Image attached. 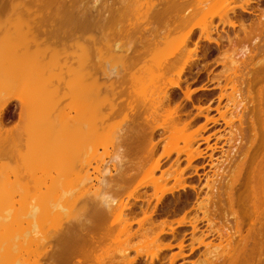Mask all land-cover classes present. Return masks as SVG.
I'll list each match as a JSON object with an SVG mask.
<instances>
[{
	"label": "bare ground",
	"instance_id": "1",
	"mask_svg": "<svg viewBox=\"0 0 264 264\" xmlns=\"http://www.w3.org/2000/svg\"><path fill=\"white\" fill-rule=\"evenodd\" d=\"M116 1L117 3H115ZM118 3L120 4L118 7L122 8L121 12L115 5ZM237 10H240L242 14H259V16L244 22L241 13H237ZM143 21L149 22L143 24ZM219 26L223 28L227 26L232 29L239 27L235 30L239 29L241 35L233 32L234 35L230 36L226 31L224 37L218 30ZM133 31L135 34L138 31L139 34L136 36L132 33ZM130 33L134 37H131ZM214 33H217L218 38L212 37ZM195 35L196 40H194ZM201 40L213 42L221 48L222 53H218L220 56L214 59L218 58L216 61L220 62L219 64H222L224 68L216 73V76L212 74L213 78L215 77L213 79L216 82L215 87L219 88L218 103L215 107L218 117L207 118L205 116V124L201 129L204 131L208 122L215 125L219 119L221 122L223 121L222 124L230 127L231 132L235 129L232 132V134L235 133V140H233V135L232 138H227L230 139L229 141H236L237 146L234 144V151L230 150L232 155L228 159L229 163L225 161L223 163L232 164L231 162L235 161H233V157L242 150V141L246 138L248 141V137H250L247 136L250 131L247 132L245 123L248 117V106L253 102V97H251L249 82L245 83L247 79L245 76L252 62L250 56L256 53V50L259 51L264 47V0H0V157L6 153L9 161L0 163V264H23L21 251L26 248L28 251L24 252L25 249L23 253L28 254L31 248H27L25 245L29 246L31 243H36V247L39 246L37 249H40L37 254V264H115L116 262L135 264L142 254L140 249L135 247L136 255L127 257L128 249L119 244L124 248L120 247V251H116L118 259H115V251L112 254V249H109V245L114 243H111V240H116L123 234L126 237L125 240L134 236L137 238V235L141 234L143 237L149 236L150 240L147 239V241L152 243L158 241L163 234H171L172 238L176 237L175 227L167 225L168 223L165 224L166 220L154 224L155 220H153L152 214L155 212L156 205L147 210L151 198H145L146 206L137 204L142 215L140 218H134L136 212H126L131 207L128 205L127 199L144 201L142 197L145 195L136 196L135 193L149 185L153 187L154 194L157 191L160 192V196H156L157 202L161 201L165 193L173 194L174 190L178 189L177 187L184 190L187 189L185 188L187 186L193 190L194 194L187 193L186 199H182L186 203L185 205H190L188 209L185 208L186 211L179 219L175 218L176 227H191L189 243L192 245L197 242V245H204L208 249H210V245L213 247L212 250L206 249L204 260L198 259L192 264H264L263 143L259 142L262 150L256 149L259 146L256 143L258 146H255V157L253 159L248 157L250 161L252 160L249 163L244 157L246 156L244 155L245 150L248 148L247 145L244 149L245 145L242 150L245 152L242 155V152L239 153L240 155L238 154V156L244 155L240 159V165L238 160V166H234L236 168L233 169L234 173L233 171L229 172L227 176H224L226 173L223 174V171L225 172L222 170L223 167L219 166L223 160L218 162L219 167L215 165L216 163L210 162L214 166V170L211 178L208 175L205 179L203 186L206 188V192L203 197L195 189L196 185L185 183L187 176H184L183 173L186 168H181L178 165V157L181 153L187 155L188 167L192 165L190 163L193 159L205 156L202 150H194L196 151L194 152L193 150L189 151L187 147L176 149L177 155L173 164L167 169H161V174L158 177L150 176L160 169L161 158L168 157L171 152V150L164 151L161 156L153 159L154 162L147 163L157 148L159 139L155 140V132L161 129L163 130L162 134L171 133L178 128L185 131V127L190 125V118L189 120L182 119V105L173 100V95L181 90L182 76L187 72V69L197 63V57L190 55L198 52V44ZM190 43L194 45L192 48H188ZM223 45L226 46L224 49H222ZM104 53L106 56L108 55V60L114 58V61H118L117 65L110 64L113 66L111 69L113 72L111 70L106 72L104 65L101 64V58L106 57L103 56ZM165 53L166 55H164ZM236 54H242V56L246 54L247 56L245 55L243 59L238 57L241 59L239 61L238 58L233 59ZM162 55L163 60L161 61L159 58ZM156 57L158 58L155 59ZM147 60L153 61L149 64L161 62L157 68L156 64H154L155 66L147 64ZM261 60L264 59L261 58ZM257 63L259 64L261 61ZM137 65L148 68L140 66L138 68ZM260 65L264 66V63ZM153 67H156L158 74L167 80V84L155 85V82L152 83L149 101L133 99L131 92L134 94V92L137 93V91L145 89L135 88L142 86L137 82L143 78L140 73H143L144 70L146 72L147 69H154ZM261 68L259 72L262 71ZM150 70L147 72L149 71L152 75L146 73L148 76L152 77L157 73L153 70L155 72L153 74ZM137 73L140 75L139 80ZM172 75H175L176 78H173ZM101 78H106L108 84L103 86L104 82H102L103 84L100 82ZM258 78H255V83ZM221 80L224 81L223 84L220 83ZM154 81L156 80L154 79ZM132 82L137 84L136 86L132 85L131 88ZM27 86L29 87L27 88ZM93 86L96 87V91ZM205 86L200 88L206 89ZM22 87L24 90L28 89L29 92H33L34 97L25 90L32 100L29 96H26L27 98L23 96L26 93L23 95L13 93L18 88L21 91ZM150 87H148V91ZM227 87L231 91L225 93ZM97 90L102 94L108 93L110 96L108 98L106 95L107 102H102V109L99 110H97L98 106L96 107L90 101V95L92 96V92L97 94ZM185 95L187 96V93ZM14 98L19 101V123L21 124L23 120H25L23 123L26 122L25 125L21 124V128L27 127V130L31 127L29 133L26 131L30 135L26 139L22 135L21 138L18 128V131L14 133L11 130H5L3 126V112ZM28 98L29 101H27ZM222 98L227 100L226 104L225 101H222L224 103L223 110L220 107L223 104L220 105ZM30 101L32 102L28 104ZM261 101L262 98L260 104ZM103 107L106 109L105 112H103ZM30 108L38 115L35 117L30 115ZM161 109L163 113L159 112ZM209 109V106L205 108L207 111ZM261 109L264 110L263 106ZM201 110L204 109L201 108ZM114 115L120 116L122 124L114 141L116 154L115 169L114 167L113 169L116 170V174H114L116 177L114 181L113 178L109 179V182L108 178L103 179L100 192L97 189L95 192L90 191L87 170L90 162L86 157L90 148L88 143L91 136L89 135H94V132L95 135L99 133V129L106 126L104 122H108V119H112L111 116ZM227 115L229 116L227 117ZM29 116H33L35 121L28 118ZM93 116H96V121L92 119ZM258 116L254 121L261 125L264 124V115L261 116L260 113ZM252 119L249 120L248 117L250 126L247 125L251 129L250 135L255 137L256 123ZM29 120L30 123H33L28 124ZM29 125L30 127H28ZM24 134L26 136V133ZM93 135L92 139H94ZM260 138L264 141L263 137ZM203 139L207 141L208 137ZM249 140L251 141V139ZM229 141H227L228 144ZM24 145L26 149H22L24 150L22 152L19 149ZM208 147L211 148L209 145L206 148ZM213 149L211 148L210 151ZM15 150L19 152L16 154ZM10 153L12 156H8ZM14 154L15 156H13ZM226 154L223 155L227 156ZM131 155L133 159H131ZM208 156L211 159L212 153H209ZM243 159L245 162L242 163ZM153 160L151 159L149 162ZM192 168L193 174H191L200 179L197 165ZM243 170L246 175L241 181L240 176H242ZM38 172L41 175L36 176ZM70 174H73L74 177L69 176V179L67 175ZM144 174H149L150 177L141 178ZM191 174L188 177L192 176ZM27 176L33 181L31 184L33 186H30L31 190L28 189L29 183L25 184L22 181ZM75 176L78 179H75ZM139 176H141V180H137ZM66 178L70 182L65 181ZM170 178L174 180V185L161 189V182L165 183ZM72 184H74L73 187ZM130 184H132L130 190L126 191ZM15 193L18 196L17 200L14 196ZM59 195H65V197H59V199ZM68 195L70 202L67 199ZM31 196L33 201L30 199ZM59 202H63V205ZM64 202L68 203L71 206L69 208L73 211L76 209L81 211L77 210L75 211L77 214L74 212V216H69V211L72 210L67 208L68 205ZM23 203L31 205H28L30 211L27 210L28 207L23 208ZM63 206H67L64 209H68V213L66 211L65 215L66 219L61 215L64 214L61 212ZM2 208L3 211H1ZM25 211H29V218L31 215L35 217L36 223L33 221V224H36L35 227L32 226L33 224L21 226L22 221L25 220L24 215H27ZM189 211L193 213L191 212L192 216L187 219L186 213ZM60 216L66 221L63 222ZM68 216L72 219H68ZM58 217L61 220H57ZM203 221L208 227L207 233H203L199 229V224ZM132 222H137L138 229L135 231H130ZM145 223L149 224V230L144 228ZM33 229L36 230L33 233L36 236H32L31 239V234H27ZM141 230L151 233L149 235L146 233V235L143 233L144 231L140 233ZM199 230L201 235L196 237L195 234ZM209 234L217 235L220 239L219 244L204 242L203 237ZM185 235L183 233L181 239L179 238L178 243L175 244L179 252L170 256L168 264H173L178 256H183L182 250L186 245L184 244ZM124 236L122 237L124 238ZM33 237L36 238L33 239ZM120 237L119 240H121ZM108 238L110 241L107 240ZM21 239L24 241H22L23 244ZM119 242L117 241V243ZM171 247L172 244L166 243L160 247V250ZM155 257L158 256H151V264H154Z\"/></svg>",
	"mask_w": 264,
	"mask_h": 264
},
{
	"label": "rangeland",
	"instance_id": "2",
	"mask_svg": "<svg viewBox=\"0 0 264 264\" xmlns=\"http://www.w3.org/2000/svg\"><path fill=\"white\" fill-rule=\"evenodd\" d=\"M155 1V0H154ZM115 3H117V1L115 2ZM120 3V2H119ZM118 3V5L117 4H115L116 6H117V9H119L120 10V12L122 11L121 9L122 8H119L118 6L121 4H119ZM213 5V4H212ZM215 5V4H214ZM216 6H218V4L216 3ZM215 6V7H216ZM145 8V7H144ZM143 10V9H142ZM238 11V10H237ZM116 12H117V10H116ZM116 12H115V14H116ZM119 12V13H120ZM241 13V18H242V20L244 21V22H247V21H249L250 19H256L258 16H259V14L257 15H255V14H249V13H243L242 14V12L239 10L237 13ZM258 13L260 12V11H257ZM111 14H114V13H111ZM130 16V15H129ZM133 16V15H132ZM131 16V17H132ZM257 16V17H256ZM254 17V18H253ZM133 18V20H134V16L132 17ZM131 21H132V19H130ZM124 21H126V20H124ZM215 21H217V19H215ZM132 22H135V21H132ZM146 22H149V21H143L142 23L143 24H145ZM142 23H141V25H142ZM223 29V30H221V29ZM236 28H239V27H235V29ZM235 29H232V28H229V27H222V26H219L218 27V30H219V32H220V34H222V36H224L225 37V33H226V31H227V33H228V35H230V36H232V35H234V33L233 32H237V33H239V35H241V32H239V29H238V31H236ZM234 30V31H233ZM132 33H134L135 34V31H133ZM132 33H130L131 34V37H134V36H132ZM136 34H139L138 33V31L136 32ZM135 34V35H136ZM198 34V33H197ZM196 34V35H197ZM196 35H195V39L194 40H196L197 38H196ZM137 36V35H136ZM218 35H217V33H214V34H212V37H216V38H218L217 37ZM177 44H178V42H177ZM192 43H190L189 44V46H188V48H192L194 45L192 44ZM224 44H226L225 42H224ZM175 45H176V43H175ZM174 45V46H175ZM223 48L222 49H224V47H226V46H222ZM171 48V47H170ZM170 48H169V50H170ZM172 48H174V47H172ZM219 47H217V45L215 44V43H213V42H207V41H205V40H201V41H199V44H198V52L196 53V54H192V55H190L191 57L193 56V55H195L196 57H197V63L195 64V65H193V66H191V67H189V69H187V72L184 74V76H182V81H181V90H178L177 91V94H174L173 95V100L176 102V103H179V104H181L182 105V108H181V113H182V119L184 120H189V118H190V125L188 126L187 125V127H185L186 128V130L184 131V130H182V128H178V129H176L175 131H173V132H171L172 133V135H171V133L169 134V133H165V134H162L161 132L163 131V130H161V129H158L156 132H155V140L157 141L158 139V144H157V148H156V150H155V152H154V155L152 156V157H150L148 160L150 161L151 159L153 160V159H155V158H157V157H159V156H161L162 154H163V152L164 151H167V150H171V152H170V154H169V156L168 157H162L161 158V167H160V169L159 170H156L152 175H150L151 177H158L160 174H161V172L160 171H162L161 169H167L171 164H173V162L176 160V149H184V147H187L188 149H189V151L190 150H202V151H204V153H203V155H205L204 157H198V158H195V159H193L192 161H191V163L190 164H192L191 166H188L187 167V165H188V163H187V160H186V154H184V153H181L180 155H179V157H178V165H179V167H181V168H186L185 170H184V173H183V175L184 176H187L186 178H185V183H187V184H191V183H193L194 185H196L195 186V189L196 190H198L199 192H200V195H201V197H203L204 195H205V192H206V188L203 186L204 185V183H205V179H206V177L209 175V177L210 176H212V174H213V170H214V166L212 165V164H215L216 166H218L217 164H218V162H221V160H223V162H221V164L223 165H221L220 163V167H223V169L222 170H225V172L223 171V174L224 173H226V174H224V176H227L228 175V173L229 172H232L233 171V173H234V168H236V167H234V166H238L237 164V162H238V160H239V165H240V162H241V160L240 159H242L243 158V156L244 155H246V156H244V157H246V162H248L249 163V161H250V158L251 159H253L254 157H255V152H256V149L258 148V150L263 146L264 147V141H263V139H261L260 137H263L264 138V128H263V126H264V124H259V123H257L256 121H254V120H256V118L257 117H259L258 116V114L260 115V113H261V116L262 115H264L263 114V112H264V110L263 109H261V107L263 106V108H264V72H263V70H264V66L262 65H260L261 63L263 64L264 63V60H261V58L262 59H264L263 57H264V47H262L260 50L262 51H258V50H256V53H253L252 54V56H250V58L252 57V59H250L252 62H251V64H250V68H249V71L247 72V75L245 76L247 79L245 80V83H247L248 84V82H249V88H250V92L252 93V95H251V97H253V104L251 103V105H249L248 106V117H249V120H250V118H253L252 120L256 123L255 124V132H256V135H255V137L253 136H251L250 134H251V129L249 128V124H250V121H248V117H247V120H246V123H245V127L247 128V132H249L250 131V133L248 134L247 133V136H250V137H252V138H250V137H248V141H247V138L246 139H244L243 141H245L244 142V144H243V141H242V150H243V147H244V149L247 147V145H248V148H246V153L243 155V156H238V154L239 153H241L242 152V150H241V152H239L238 154H236L233 158V161L234 162H231L232 164H228L229 162V157L231 158V155H232V153H230V150H231V152H232V150L234 151V147L235 146H237L236 145V141H229L228 140V138H232V135H233V138H234V136H235V133L234 134H232V132L235 130H233L232 128H231V130H233L232 132L230 131V127H228V126H226V124H222L223 123V121L221 122V119H219L218 120V123H216L215 125L213 124V123H211V122H208V123H206V129H204V131L201 129V127H202V125H204L205 124V120H206V118H205V116L207 117V118H217L218 117V113L215 111V107L217 106V97H218V94H219V88L218 87H215V85H216V82H215V80H213V79H215V77L213 78V75H215L216 73H218V72H220V71H222L224 68H223V65L222 64H219L216 60L218 59H214V58H216L217 56H220L219 54H221L222 52H221V48H219ZM167 50V49H166ZM171 51H172V49H171ZM170 51V52H171ZM220 51V52H219ZM255 52V51H254ZM162 53H164V52H162ZM162 53H160V54H162ZM219 53V54H218ZM258 53V54H257ZM259 53H261V54H259ZM105 55H103L104 57L106 56V53H104ZM159 55V54H158ZM164 55H166V53L164 54ZM198 55V56H197ZM237 55V54H236ZM234 55L233 57V59H237L238 57H240L241 59H243V58H245V55L244 56H242V54H239V55ZM251 55V54H250ZM154 56V55H153ZM200 56V57H199ZM242 56V57H241ZM247 56V55H246ZM255 56V57H254ZM263 56V57H262ZM107 57H108V55L105 57V58H101V64H103L102 66L105 68V71L106 72H110V70L113 68V66H111L112 64L114 65H117L116 64V62H118L117 60L116 61H114V58H113V60H108L107 59ZM198 57H199V59H198ZM236 57V58H235ZM259 57H261L260 59H258ZM147 58H149L148 56H147ZM152 58V57H151ZM158 57H156L155 59H157ZM256 58V59H255ZM102 59H103V61H102ZM110 59V58H109ZM112 59V58H111ZM161 61L163 60V55H162V57L161 58H159ZM241 59H237V60H241ZM154 60V59H153ZM254 60V61H253ZM261 61V63H257V62H260ZM105 61V62H104ZM108 61V62H107ZM152 60H147V64H149V62H151ZM158 61V60H157ZM160 61V62H161ZM214 61H216V62H214ZM160 62H159V64H160ZM249 62V61H248ZM253 62H255L254 64H253ZM152 63H153V61H152ZM152 63H150L151 65H154V64H156V67L158 68V63L157 62H154V64H152ZM111 64V65H110ZM149 64V65H150ZM255 64H256V66H255ZM254 67H253V66ZM140 66V65H139ZM139 66L137 65V67L139 68ZM155 66V65H154ZM252 66V67H251ZM141 67V66H140ZM156 67H153L154 69H151L152 70V73L154 74L155 72H157V73H155V75L154 76H150L151 78L149 79V76H148V74H151V73H149V71L147 72V70H150V69H147L146 70V72H145V70L143 71V69H141L142 71H143V73H140L142 76L141 77H143L142 79H140V75H139V77H138V75H137V77H138V80L140 79V80H142V81H137V82H139V85H140V83L142 84V86L140 85L139 87L137 86V87H135V88H137V89H141L142 90V88L144 89V90H142V91H137V93H135L134 92V94H133V92H131L132 93V95H134V96H132L131 95V97L133 98V99H135V98H137L138 100H141V101H149V99H150V97H151V92H152V87H150L151 86V84L152 83H154L155 85H164V84H167V80H165L162 76H160V74H158V71H157V69H156ZM262 67V68H261ZM136 68V67H135ZM137 68V69H138ZM141 68H145V67H141ZM146 68H148V67H146ZM145 68V69H146ZM149 68H151L150 66H149ZM262 69V71H260L259 72V69ZM140 70V69H139ZM150 70V71H151ZM153 70L155 71V72H153ZM254 70V71H253ZM112 71V70H111ZM113 72V71H112ZM138 72V71H137ZM141 72V71H140ZM146 73H148V74H146ZM249 73V74H248ZM254 73H258L257 74V76H256V74L254 75ZM263 73V74H262ZM213 74V75H212ZM145 75V76H144ZM147 75V76H146ZM152 75V74H151ZM217 75V74H216ZM215 75V76H216ZM260 75V76H259ZM256 76V77H255ZM172 77L173 78H176V76L175 75H172ZM257 78V77H259L258 78V81H257V83H255V78ZM156 80V81H154V79ZM157 78V79H156ZM102 80H100V82L102 83V82H104V84H103V86L107 83L108 84V82H107V80H105V79H103V78H101ZM211 79V80H210ZM151 80V81H150ZM249 80V81H248ZM129 83V82H128ZM134 82H132V84H131V88H132V85H135L136 86V82H135V84H133ZM221 84H223L224 83V81H222L221 80V82H220ZM153 85V84H152ZM205 86V87H207L206 89H201L200 87H202V86ZM103 86H102V88H103ZM230 86V85H229ZM25 88H26V86H24ZM29 86H27V88H28ZM99 87V86H98ZM100 87H101V84H100ZM134 87V86H133ZM141 87V88H140ZM146 87H147V89H146ZM148 87H150L149 89V91H148ZM21 88V87H20ZM20 88H18V89H20ZM23 88V87H22ZM93 88H95V91H96V87L95 86H93ZM15 89H16V87H15ZM14 89V90H15ZM17 89V91L15 90V92H13L14 94H18V95H20V94H24V93H26V91H28L29 92V90L27 89H25L24 90V88L23 89H21V91H19ZM228 89V90H227ZM230 88L229 87H227L226 88V91H225V93H228V92H230L231 91V89L229 90ZM255 89V90H254ZM24 90V91H23ZM101 90V89H100ZM132 90V89H131ZM136 90V89H135ZM145 90H147V91H145ZM98 91V90H97ZM181 91H183V92H181ZM186 91V92H185ZM17 92V93H16ZM20 92H22V93H20ZM99 92V91H98ZM97 92V94L96 93H93L92 92V96L90 95V97H91V99H90V101H92V103L97 107L98 106V109L97 110H99V109H102V102L104 103V102H107L106 101V95H107V97L108 98H110V96L108 95V93H106L105 94V92L102 90V92H104V94H102L101 93V91L98 93ZM141 92H142V94H143V92H144V95H142L141 94ZM30 93V95H32V93L31 92H29ZM187 93V96L185 95ZM26 94H28V93H26ZM23 95V96H29V98H30V95L28 94V95ZM257 94V95H256ZM185 95V96H184ZM260 95V96H259ZM105 96V97H104ZM32 97H34L33 95H32ZM139 97V98H138ZM187 97V98H186ZM27 98V97H26ZM29 98H28V100L27 101H29ZM107 98V99H108ZM259 98V99H258ZM261 98H262V103L260 104V100H261ZM15 99V98H14ZM14 99H12L11 100V102H10V104H9V106L7 107V109L3 112V126H4V129L5 130H11V131H13L14 133H16L18 130H17V128L20 130L19 132L21 133L20 134V136L22 135V136H24L25 137V139L26 138H28L30 135H28V133H29V130H31L30 128V125L28 126V127H30L29 129H27L26 130V128L27 127H23V128H21V124H23V125H25L24 123H26V122H24L23 123V121H25V120H23L22 121V123L20 124L19 123V120H18V113H19V109H20V107H19V101L18 100H14ZM31 100H32V98H30ZM69 99V98H68ZM137 99H135V100H137ZM70 100V99H69ZM69 100H66V101H69ZM103 100H105V101H103ZM109 100V99H108ZM259 100V101H258ZM18 101V102H17ZM65 101V102H66ZM226 104V102H227V100H226V98L224 99V98H222V100L220 101V105L223 103V102ZM32 101H30L28 104H30ZM175 102H173V103H175ZM258 102V103H257ZM224 103L222 104L223 105V107H222V105L220 106L221 107V110H223V108H224ZM256 106H255V105ZM259 104V105H258ZM203 108L204 110H201V108ZM207 106H209L210 107V109H209V111H207V110H205V108L207 107ZM198 107H199V109H198ZM251 107V108H250ZM257 107H258V109H257ZM260 107V108H259ZM250 109V110H249ZM260 109V110H259ZM30 111H31V113H30V115L32 114L34 117H35V115H38L37 113H35L34 111H32V108H30L29 109ZM105 108L103 107V112H105ZM198 110H201V112H198ZM261 110H262V112H261ZM183 111V112H182ZM190 111V112H189ZM250 111H251V113H250ZM260 111V112H259ZM94 112H96V110H94ZM99 112V111H98ZM159 112H162L163 113V110L161 109ZM189 112V113H188ZM185 113V114H184ZM187 113V114H186ZM201 113V115H199ZM252 113H253V115H252ZM255 113H257V114H255ZM95 114V113H94ZM29 115V114H28ZM118 115V114H117ZM33 116H29L28 118H31V120L33 119V121H35V118L33 117ZM186 116V117H185ZM229 115H227V117H228ZM254 116V117H253ZM96 117V116H95ZM94 116H93V120H95L96 121V118H95ZM256 117V118H255ZM27 118V117H26ZM95 118V119H94ZM111 118L112 119H108V122H104V124L106 125V126H104L103 128H105L104 130H103V128L102 129H99V133H97L96 135H95V132H94V139H92L93 137H92V135L90 134L89 136H91L90 137V142L88 143V145H89V147H88V145H87V147L89 148V151H88V153H87V160H89L88 162H90V164L87 166V170H88V174H89V184H91L90 186H89V184H88V187H89V190L90 191H97L98 190V192H100V190H102V181H103V179H107L108 180V182H109V179L111 180L112 178V180L114 181L115 180V175L114 174H116L115 172H116V170H114L115 169V167H114V165H115V162H114V158H115V154H116V148H115V145H114V141H115V135H116V133L119 131V129H120V127L122 126V124L120 123V121H121V119H120V116H116V115H114L113 117L111 116ZM188 118V119H187ZM192 118V119H191ZM226 118V117H225ZM255 118V119H254ZM31 121L29 120V123H28V121H27V123L28 124H32V123H30ZM220 122V123H219ZM236 123V122H235ZM234 123V125H236ZM249 126H248V125ZM225 125V126H224ZM260 125H261V127H262V130H260L261 129V127H260ZM25 129L24 131H23V133H22V131H21V129ZM185 128H183V129H185ZM188 128V129H187ZM200 129V130H199ZM182 130V131H181ZM28 133H27V132ZM180 133H179V132ZM18 132V133H19ZM178 132V133H177ZM262 132H263V134H262ZM24 133H26V136H25V134ZM91 133H93V132H91ZM161 135H160V134ZM231 134V136H229L230 134ZM24 134V135H23ZM196 134V135H195ZM200 134V135H199ZM229 134V135H228ZM28 135V136H27ZM189 135H191V136H189ZM259 135V136H258ZM22 136H21V138H22ZM196 136V137H195ZM196 138V139H194L193 140V138ZM205 137H208V140L207 141H205L203 138H205ZM224 137V138H223ZM228 137V138H227ZM236 137V136H235ZM258 138H260V139H258ZM91 139H92V142H91ZM192 139V140H191ZM227 139V140H226ZM249 139H251V141H253V142H251ZM256 139V140H255ZM23 140H24V138H23ZM233 140H235V138L233 139ZM227 141H229L230 143L228 144L227 143ZM249 141H250V143H249ZM190 143V144H188V143ZM259 142L262 144L263 143V145L262 146H260L259 145ZM90 143H92L91 144V146H90ZM246 143V144H245ZM248 143V144H247ZM256 143H258V145L256 144ZM234 144H235V146H234ZM252 144V145H251ZM4 145V144H3ZM191 145V146H190ZM210 146L211 148H214L213 149V151H210L211 150V148H206L207 146ZM233 145V146H232ZM23 146V145H22ZM20 147V151H24L26 148H25V145H24V147ZM255 146H258V147H256V149H255ZM87 148V149H88ZM22 149H24V150H22ZM249 149V150H248ZM254 149V150H253ZM229 150V151H228ZM247 150H248V152H247ZM260 150H262V149H260ZM15 151H17V150H15ZM196 151H194V152H196ZM225 151V152H224ZM245 151H243V152H245ZM251 151V152H250ZM19 151H17L16 152V154L18 153ZM192 152V151H191ZM243 152L241 153V155L243 154ZM262 152V151H261ZM12 153V152H11ZM11 153H10V155L8 154V156H12L11 155ZM13 153H15V152H13ZM206 153V154H205ZM209 153H212V158L210 159L209 158V156H208V154ZM225 153H227L226 155L227 156H225V155H223V154ZM3 155V154H2ZM240 155V154H239ZM252 155V156H251ZM13 156H15V154L13 155ZM132 156V155H131ZM130 156V157H131ZM224 157V158H223ZM236 157H237V159H236ZM239 157V158H238ZM242 157V158H241ZM248 157H250L249 159H248ZM209 158V159H208ZM131 159H133V156H132V158ZM224 159H226V160H224ZM245 159H243L242 160V163L243 162H245L244 161ZM147 162V163H149V164H151L152 162H154V160L153 161H151V162ZM228 162V163H226V164H228L227 166H226V164H223V163H225V162ZM252 161V160H251ZM250 161V162H251ZM3 162H9L8 161V157H7V155H6V153L2 156V157H0V163H3ZM212 164H211V163ZM236 163V164H235ZM208 164H210V165H212V166H209ZM233 164H235V165H233ZM175 165V164H174ZM196 166L197 165V172L198 173H200V175H199V178L200 179H198V177L196 176V175H192L193 174V168H192V166ZM204 165V166H203ZM229 165H231V166H229ZM201 166H203V167H201ZM218 166V167H219ZM113 167H114V169H113ZM175 167V166H174ZM217 167V168H218ZM226 169H225V168ZM230 170H229V169ZM232 169V170H231ZM246 170V169H245ZM235 171H237L236 169H235ZM244 172V173H243ZM192 173V174H191ZM219 173H221V172H219ZM243 173V174H242ZM242 173H241V175L242 176H240V179H241V181H243V179L245 178V175H246V172L243 170L242 171ZM38 174H40L39 172L38 173H36V176L38 175ZM75 174V173H74ZM192 175V176H189L188 177V175ZM41 175V174H40ZM113 175V176H112ZM39 176V175H38ZM69 176H71V177H74L73 176V174H70V175H67V177L69 178ZM148 176V177H147ZM149 176V174H144L143 175V177H141V176H139L138 178H137V180L139 179V180H141V178H145V179H147V178H149L150 177ZM141 177V178H140ZM147 177V178H146ZM25 178H27V179H25ZM32 178H33V176H32ZM90 178H91V180H90ZM211 178V177H210ZM34 179V178H33ZM70 179V178H69ZM75 179H78V178H76V176H75ZM73 180H74V178H73ZM22 181H24L25 182V184L26 183H29V186H28V189L29 190H31L30 189V186H33V185H31V184H33V181H32V179H30V177H24L23 179H22ZM21 181V183L22 184H24L23 182ZM65 181H69V180H67V178H66V180ZM72 181V180H71ZM70 182V181H69ZM75 183H78L77 181H74ZM111 182V181H110ZM135 182H136V180H135ZM173 182H174V180H172V178H170V179H168V180H166L165 181V183L164 182H161L162 184L160 185V187H161V189H163V188H167V187H172L174 184H173ZM67 183V182H66ZM74 183V184H75ZM88 183V182H87ZM24 184V185H25ZM74 184H72V187H73V185ZM133 184H134V182H133ZM76 185V184H75ZM26 186V185H25ZM69 186V185H68ZM131 186H132V184H130L129 185V187H127V189H126V191H128V190H130V188H131ZM176 186H178V185H176ZM175 186V187H176ZM69 188V187H68ZM67 188V189H68ZM70 188H71V186H70ZM69 188V189H70ZM178 189H176V191L174 190V192H173V194L171 193V192H169V193H165L163 196H162V198H161V201L160 202H157V200H156V196H160V192L159 191H157V193H153L154 192V189H153V187L151 186L150 187V185H149V187H144V188H141L140 190H139V192L138 193H135V195L136 196H138V195H140V196H144V197H142V198H144V201H141V200H138V201H136V200H134V199H132V198H129V199H127L126 197H124V198H126L127 199V203H128V205H130L131 207H130V210L128 211V210H126V212H136L134 215H135V219H137V218H140L142 215H141V212H140V209H139V207H138V205H143L145 202H146V200H145V198H151L150 199V202H149V208L147 209V210H149L150 208L152 209L155 205H156V207H155V209H154V211L155 212H153V214H152V216H153V220H155L154 221V224H156V223H161V221H165V224L166 223H168L167 225H169L170 224V226L172 225V226H174L175 227V230H174V232H175V234H176V237L175 238H172V235L171 234H163V235H161V237L159 238V240L158 241H155L154 243H152V242H149V241H147V239H148V237L149 236H141V235H137L138 237L137 238H135L136 236H134V237H130L129 238V240L127 239V240H125V236H124V234L123 235H120V236H118V238L116 239L115 238V236H114V238L116 239V240H111V243H113V245L109 242L110 241V239L108 238L107 240H109L108 242H109V244H111V245H109L110 247H109V249H112V251H111V253L113 254V251H115L114 252V255L116 256L115 257V259H118V257H117V252L118 251H120V247H122V246H125V248H127L128 249V253H127V257H133V256H135L136 255V250L137 249H140V253H142L141 254V256H139L138 257V259L136 260V263L135 264H151L152 263V261H150L151 259V256L152 255H157L158 257L156 258H154L153 259V262H154V264H168V262H169V258H170V256L173 254V253H177V252H179V249L177 248V246L175 245V244H177L178 242L177 241H179V238L181 239V237H182V234L183 233H185L186 235H185V240H184V244H186L185 245V247L183 248V250H182V252H183V256H178L177 258H176V260L173 262V264H192V263H195L196 261H198V259L199 260H201V259H203L204 260V253H206V249L207 250H212V247L213 246H209V248L210 249H208V248H206L204 245H197V242H194L193 243V245L191 244V243H189L190 242V230H191V227H189V226H182V227H176V220H175V218L176 219H179L182 215H183V213L186 211V209H188L189 208V205L190 204H188V205H185L186 203L184 202V201H182V199H186V195H187V193L189 194H194L193 193V190L192 189H190V188H188L187 186L185 187V188H187V189H184V190H182V189H179V187H177ZM72 189V188H71ZM70 189V190H71ZM97 189V190H96ZM32 190H33V188H32ZM70 190H67V191H70ZM144 191V194H142V192ZM146 191V192H145ZM30 192V191H29ZM33 192V191H32ZM110 193H111V191H109ZM34 193V192H33ZM146 193V194H145ZM63 195V194H62ZM62 195H59L58 196V198L59 197H62V198H64L65 197V195L64 196H62ZM15 198H16V200H17V198H18V196H17V193H15ZM28 196V195H27ZM67 196V195H66ZM67 198V197H66ZM71 198V197H70ZM25 199H27V198H25ZM30 199H32V196H31V198ZM29 199V200H30ZM60 199V198H59ZM68 201L70 200L69 199V195H68ZM66 199V200H67ZM28 200V201H29ZM62 200V199H61ZM65 200V201H66ZM125 200V199H124ZM31 201V200H30ZM32 201H33V199H32ZM58 201H60V200H58ZM70 202V201H69ZM142 202V203H141ZM28 203H30V202H28ZM33 203V202H32ZM60 203V202H59ZM63 203V202H62ZM62 203H60L61 205H63ZM65 204H66V202H64ZM147 203V202H146ZM31 204V203H30ZM30 204H26V203H23V208H27L28 207V205H30ZM70 204V203H69ZM138 204V205H137ZM66 205H68V203L66 204ZM31 206V205H30ZM29 206V207H30ZM69 206L70 205H68V207L67 206H63L62 208H63V210H61V212H64V214L62 213H60L61 215H63L64 216V218L66 219L67 217H65V215H66V211H67V213H68V209L66 210V209H64L65 207H67V208H69ZM144 206H146V204H144ZM143 206V208H145ZM1 207V206H0ZM4 207V206H3ZM27 208V210L29 209V211H30V208ZM71 207V206H70ZM73 207V209H75V207L74 206H72ZM61 208V209H62ZM172 208V209H171ZM186 208V209H185ZM70 209V208H69ZM4 209L2 208L1 209V211H3ZM5 210H6V208H5ZM65 210V211H64ZM70 210H72V209H70ZM81 211V210H79V209H76L75 211ZM28 211V212H29ZM73 211V210H72ZM69 211L70 212V215L69 216H74L75 215V211ZM26 212V214L27 215H24V221H22V227L23 226H28V224L29 225H31V224H33L35 221V217L34 216H32L31 215V217L29 218L28 216H30V215H28L29 213L27 212V211H25ZM75 212V213H74ZM191 212L192 211H189V212H187L186 213V215H187V219L190 217V216H192V214H191ZM193 213V212H192ZM74 214V215H73ZM77 214V213H76ZM79 214V213H78ZM133 215V216H134ZM35 216H36V214H35ZM69 216H68V219H70L69 218ZM132 216V215H131ZM199 216H201V214H199ZM26 217V218H25ZM61 217V216H60ZM137 217V218H136ZM22 218H23V215H22ZM62 218V220H63V222H65L64 221V219H63V217H61ZM133 218V221L135 220ZM67 219V220H68ZM72 219V218H71ZM131 219H132V217H131ZM173 219H174V221H173ZM20 220V219H19ZM27 220L29 221L28 223H27ZM57 220H61L59 217H58V219ZM34 221V222H33ZM172 221V222H171ZM32 222V223H31ZM56 222V221H55ZM59 222V221H58ZM62 222V221H61ZM62 222V223H63ZM36 223V222H35ZM148 224V223H147ZM146 223H145V225H144V228H146V229H148L149 228V224L147 225ZM35 225L36 224H33L32 226H34L35 227ZM138 226H137V222H132V225H131V229H130V231L131 230H134L135 231V229H138L137 228ZM30 228H33V227H31L30 226ZM35 229V228H34ZM31 230V232L29 233L28 232V234L27 235H29V234H31L30 235V237H31V239H32V236H36V234L34 235L33 233H35V231L36 230ZM145 229V230H146ZM165 229L168 231V229H167V227H165ZM199 229L203 232V233H207V229H208V227H207V225H206V222L205 221H203L202 223H200L199 224ZM30 230V229H29ZM149 230V229H148ZM148 230H146L147 232H149ZM200 230L199 231H197L196 232V234H195V236L196 237H198V236H200L201 235V233H200ZM144 230H141L140 231V233L141 232H143ZM133 232V231H132ZM146 232V233H147ZM176 232H178V233H176ZM181 232H183V233H181ZM139 233V234H140ZM143 233H145V231L143 232ZM145 233V234H146ZM151 233V232H150ZM150 233H147L148 235L150 234ZM145 234H143V235H145ZM146 234V235H147ZM216 234V233H215ZM215 234H213V235H205L204 237H203V240H204V242H212L213 244H219V241H220V239H218L219 237L217 236V235H215ZM114 235V234H113ZM111 236V235H110ZM122 236H124V238L122 237ZM141 236V237H140ZM151 236V235H150ZM164 236V237H163ZM187 236V237H186ZM29 237V236H28ZM117 237V236H116ZM119 237H120V239L121 240H119ZM146 237V238H145ZM24 238H25V236H24ZM36 237H33V239H35ZM26 239V238H25ZM111 239H112V237H111ZM146 239V240H145ZM125 240V241H124ZM147 241V242H149V243H147V242H145V241ZM148 240H150V238L148 239ZM23 240L21 239V243L23 244V242H22ZM29 241V240H28ZM117 241L119 242V243H117ZM123 241V242H122ZM25 242H27V241H25ZM157 242V243H156ZM166 243H170V244H172V247L171 248H169V249H161L160 250V247L161 246H163L164 244H166ZM223 243V242H222ZM225 243V242H224ZM223 243V244H224ZM28 244V243H27ZM119 244H121V245H119ZM24 245H25V243H24ZM114 245H116V246H114ZM112 246V247H111ZM114 246V247H113ZM25 247H30L29 249H30V252L27 254V253H23V250H25L26 248H24L21 252H22V256H23V260H24V262L22 261V263L23 264H37L36 263V260H38L37 258H38V256H37V254H38V252L40 251V249L38 250L37 248L39 247H36V243H31V245H29V246H27V245H25ZM117 247V248H116ZM133 247V248H132ZM135 247L137 248V249H135ZM193 247V248H192ZM215 247V246H214ZM122 248H124V247H122ZM114 249V250H113ZM119 249V250H118ZM28 250L26 249V251H24V252H27ZM117 251V252H116ZM139 252V251H138ZM109 253H110V250H109ZM157 253V254H156ZM129 254V255H128ZM21 256V257H22ZM21 260H22V258H21ZM161 260V261H160ZM151 262V263H150ZM120 262H116L115 264H119ZM121 264V263H120Z\"/></svg>",
	"mask_w": 264,
	"mask_h": 264
}]
</instances>
